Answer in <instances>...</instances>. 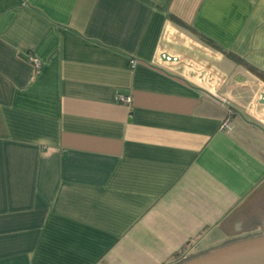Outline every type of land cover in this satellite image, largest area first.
Instances as JSON below:
<instances>
[{"label":"crops","instance_id":"0c3cea01","mask_svg":"<svg viewBox=\"0 0 264 264\" xmlns=\"http://www.w3.org/2000/svg\"><path fill=\"white\" fill-rule=\"evenodd\" d=\"M249 67L264 0H0V264H170L262 235Z\"/></svg>","mask_w":264,"mask_h":264},{"label":"water","instance_id":"95a60500","mask_svg":"<svg viewBox=\"0 0 264 264\" xmlns=\"http://www.w3.org/2000/svg\"><path fill=\"white\" fill-rule=\"evenodd\" d=\"M163 57L166 61L172 59ZM261 101L264 104V94ZM178 264H264V234L228 243Z\"/></svg>","mask_w":264,"mask_h":264},{"label":"built area","instance_id":"2783aa9c","mask_svg":"<svg viewBox=\"0 0 264 264\" xmlns=\"http://www.w3.org/2000/svg\"><path fill=\"white\" fill-rule=\"evenodd\" d=\"M29 61L34 65L35 68H39L40 67V62L39 60L35 59V58H32V57H29ZM133 65H134V62H133ZM118 100L123 103L124 105H129L131 103V98L130 97H124V96H119L118 97ZM229 120H224L222 122V125H221V128L224 129V128H227L229 125Z\"/></svg>","mask_w":264,"mask_h":264},{"label":"rangeland","instance_id":"374dc122","mask_svg":"<svg viewBox=\"0 0 264 264\" xmlns=\"http://www.w3.org/2000/svg\"><path fill=\"white\" fill-rule=\"evenodd\" d=\"M212 250H215V249H210V250L208 249V250H204L203 251V250H201V249L198 248V249H196V250H194V251H192V252H190L188 254H184L180 261H178V260L176 261L175 260V261H173L170 264H178V263H180L183 260L191 259L194 256L202 255V254H204L206 252H211Z\"/></svg>","mask_w":264,"mask_h":264},{"label":"trees","instance_id":"16d2710c","mask_svg":"<svg viewBox=\"0 0 264 264\" xmlns=\"http://www.w3.org/2000/svg\"><path fill=\"white\" fill-rule=\"evenodd\" d=\"M229 56H231L236 62H238V63H240V64H242V65H243V64L246 65L244 61L242 62V61H241L240 59H238L237 57H235V56H233V55H229ZM249 68H250V67H249ZM250 69H251L253 72L257 73L260 77H262V78L264 79V75H263V74L256 72V71L253 70L252 68H250ZM184 254H185V251H184V250H181L180 253L174 255L173 258H175L176 261H177V260L180 261Z\"/></svg>","mask_w":264,"mask_h":264},{"label":"flooded vegetation","instance_id":"af4514ba","mask_svg":"<svg viewBox=\"0 0 264 264\" xmlns=\"http://www.w3.org/2000/svg\"><path fill=\"white\" fill-rule=\"evenodd\" d=\"M264 233H262V235H263ZM228 243H231V242H227L226 244H224V245H222V246H225V245H227Z\"/></svg>","mask_w":264,"mask_h":264}]
</instances>
